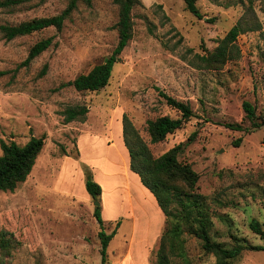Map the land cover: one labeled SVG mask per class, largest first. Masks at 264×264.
<instances>
[{
	"label": "rangeland",
	"instance_id": "374dc122",
	"mask_svg": "<svg viewBox=\"0 0 264 264\" xmlns=\"http://www.w3.org/2000/svg\"><path fill=\"white\" fill-rule=\"evenodd\" d=\"M64 5L65 0H26L0 8V24L53 15ZM196 5L201 18L186 11L182 0H138L131 10V38L112 65L107 84L97 91H76L67 83L102 61L115 45L117 10L111 0L78 2L59 31L48 27L10 40L0 33V140L23 144L30 135L43 137L24 181L0 192V264H100V226L79 166L81 134L99 137L96 145L86 141L81 154L96 156L100 165L94 178L103 189L101 217L113 218L103 221V231L110 233L119 220L105 264L153 260L163 220L139 197H152L143 186L145 194L129 186L130 196L143 201L147 218L157 221L154 230H144L142 217L137 220L126 212V180L110 143L118 142L122 114L153 157L181 145L177 158L198 175L196 191L205 196L213 240L230 247L232 235L241 244H262L248 223H264V127H249L241 102L251 103L256 113L264 108V0H197ZM247 7L259 28L237 35L238 57L219 69L200 68L196 55L211 50ZM50 35L54 45L18 66L34 41ZM161 93L188 102L193 115L151 143L146 120L178 116ZM79 105L87 108L84 119L63 123L61 111ZM225 123H240L248 130ZM107 173L114 177H104ZM185 246L192 264L214 263L194 236L186 235ZM230 264H264V251L244 249Z\"/></svg>",
	"mask_w": 264,
	"mask_h": 264
},
{
	"label": "trees",
	"instance_id": "16d2710c",
	"mask_svg": "<svg viewBox=\"0 0 264 264\" xmlns=\"http://www.w3.org/2000/svg\"><path fill=\"white\" fill-rule=\"evenodd\" d=\"M24 1L26 0H0V8L8 9ZM43 1L38 0V2ZM196 1L182 0L183 7L196 18H201L202 15ZM78 2L89 5L91 0H65L64 7L56 14L32 17L14 24H0L1 36L5 40H10L48 27L59 31L63 21L69 17ZM111 2L117 10V18L114 23L117 35L116 43L102 61L68 81L67 84L76 91H97L103 88L107 84L112 65L119 62V54L131 38V10L138 0H111ZM258 28L259 22L253 11L251 8H245L211 50L196 55L198 66L205 69H219L227 61L237 58L238 49L235 44L237 35ZM54 44L51 35L34 41L28 47L24 59L18 63V66L27 65L33 58ZM45 68L44 64L39 74H42ZM161 96L164 98L165 104L174 109L178 116L172 118L168 115H160L146 120V132L151 143L163 140L166 134L181 127L193 115L188 102L177 100L165 93H161ZM241 107L250 128L264 127V108L256 113L254 106L248 101H242ZM86 111L87 108L84 105L68 106L61 111L62 121L63 123L72 120L82 121ZM225 126L230 129L248 130V127H242L240 123H225ZM121 135L128 154L129 169L137 174L141 185L152 194L163 215V226L158 237V244L153 253V260L149 264H192L186 252V235L194 236L199 241L202 251L214 257L213 264H230V261L244 249L264 251V223H259L254 219L250 220L248 226L253 233L258 235L262 244H241L237 242L236 237L231 235L235 242L232 246L225 247L221 242L212 239L210 211L206 205L205 196L196 191L198 175L189 164L183 163L177 158L180 144L153 157L145 144L141 142L125 114L121 116ZM239 140L238 137L232 141V145L237 146ZM261 144L264 146V137L261 138ZM42 145V136L30 135L23 144L0 140V192L12 191L24 181ZM79 166L85 192L92 201H100L101 189L93 179L90 167L83 162H79ZM92 215L100 226L97 233L100 244V264H105L106 247L119 220L115 221L111 232L106 234L102 229L103 220L100 216L99 204L93 207ZM0 243V246H4L2 237H0Z\"/></svg>",
	"mask_w": 264,
	"mask_h": 264
},
{
	"label": "crops",
	"instance_id": "0c3cea01",
	"mask_svg": "<svg viewBox=\"0 0 264 264\" xmlns=\"http://www.w3.org/2000/svg\"><path fill=\"white\" fill-rule=\"evenodd\" d=\"M115 128L117 129V125L115 126ZM117 131L119 133L118 136H117V141H118L117 144H116V142L114 143V139H112V142H110V143L115 146V148H116L115 151L118 152L117 153V156H116L117 157V159H116L117 164L116 165L119 166L120 169H122L121 170L122 171V175H123L122 177H124L125 180H126V183L123 184L125 186V189H126V192H127V196H126V199H125V206L127 204L126 208H127L128 211H126V212L129 213V217H131V213H132L134 215V217L137 218V220L141 219V217H142L143 220L141 219V222L139 224L141 225V227L144 230H146V229L147 230H154L155 224H157V221L156 220H153V222H152L151 220H149V218H147L145 210L140 206V204L142 205L143 201H139V198H138V201H136V202H135V200H133V201L131 200V196H130L131 192H130L129 186L130 187L132 186L133 189L136 190V193H138V190L139 191H142L143 193H144V191L141 189V186L142 185H141V183L139 181V178H138L137 174L134 173V172H132L129 169V167H128V154H127V150H126V148H125V146L123 144V141H122L121 126H120V124L118 125ZM98 138L99 137H96L95 138L94 136L84 135V134L79 135L78 138H77V147H78V150L80 152V157H81V160H82L81 162H83V163H85L87 165L89 164L87 162H93L95 165H98L95 168L94 167L92 168V167H90L88 165L90 167V169H91L93 179H95L94 178V169L95 170H98V168H99L100 165H99V163H97L98 161L95 160L96 159V156H87V158H85L83 156V154H81V151H82V146H83V144L86 141H89L90 140L89 142H90L91 145H96L99 142ZM104 177L110 178V177H114V176H113L112 173H107V174H105ZM96 181H97V183L99 182L98 180H96ZM100 189H101V193H100V200H101V197H102V194H103L102 186L100 187ZM150 194L151 193L149 192V196H150ZM139 197L142 198V199H144V201H146V199H147V201L150 203V206L152 207V209L155 210L156 214H158L159 216L161 215L162 216V220H163V215H162L159 207L157 206V204H156L155 199H154L153 196L150 197L151 199H149V200H148L146 194H145V197H141L140 195H139ZM150 200H151V202H150ZM99 206H100V216H101V211L103 212L104 205L102 203V206L101 205H99ZM128 213L127 214H124V215L127 216ZM101 219L103 221H105V222L106 221H109L110 222L113 218L111 216H108L105 219L101 217ZM135 223H134V226H133L131 232L136 228V225L137 224H135Z\"/></svg>",
	"mask_w": 264,
	"mask_h": 264
},
{
	"label": "water",
	"instance_id": "95a60500",
	"mask_svg": "<svg viewBox=\"0 0 264 264\" xmlns=\"http://www.w3.org/2000/svg\"><path fill=\"white\" fill-rule=\"evenodd\" d=\"M98 204H99V201H97V200L93 201V205H98Z\"/></svg>",
	"mask_w": 264,
	"mask_h": 264
}]
</instances>
